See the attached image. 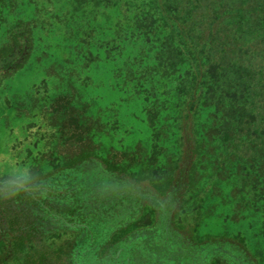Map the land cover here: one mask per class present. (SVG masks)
Masks as SVG:
<instances>
[{"label": "rangeland", "instance_id": "rangeland-1", "mask_svg": "<svg viewBox=\"0 0 264 264\" xmlns=\"http://www.w3.org/2000/svg\"><path fill=\"white\" fill-rule=\"evenodd\" d=\"M149 3L0 0V183L35 177L0 200V264H264V165L230 148L225 89L204 104L200 69L195 114L187 64L119 46Z\"/></svg>", "mask_w": 264, "mask_h": 264}, {"label": "trees", "instance_id": "trees-1", "mask_svg": "<svg viewBox=\"0 0 264 264\" xmlns=\"http://www.w3.org/2000/svg\"><path fill=\"white\" fill-rule=\"evenodd\" d=\"M149 4L151 10L139 9L132 19L122 14L127 24L118 28L119 46L123 50L127 34L136 31L142 41L151 43L158 62L166 58L167 70L187 64L182 90L195 114L196 81L204 69L202 78L210 87L204 104L211 103L215 87L224 88V100L230 102V114L236 119H230L233 131L244 133L242 139H230L233 153L264 165V0H150Z\"/></svg>", "mask_w": 264, "mask_h": 264}, {"label": "clouds", "instance_id": "clouds-1", "mask_svg": "<svg viewBox=\"0 0 264 264\" xmlns=\"http://www.w3.org/2000/svg\"><path fill=\"white\" fill-rule=\"evenodd\" d=\"M35 177L26 167L10 169L0 183V200H16L25 192H34Z\"/></svg>", "mask_w": 264, "mask_h": 264}]
</instances>
